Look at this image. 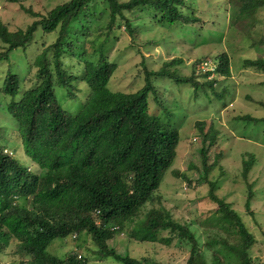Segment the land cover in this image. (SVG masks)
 I'll list each match as a JSON object with an SVG mask.
<instances>
[{"label":"trees","instance_id":"obj_1","mask_svg":"<svg viewBox=\"0 0 264 264\" xmlns=\"http://www.w3.org/2000/svg\"><path fill=\"white\" fill-rule=\"evenodd\" d=\"M231 1L238 3L233 17L239 20V30L251 33L253 46L263 47L264 36L254 38L252 28L256 23L254 13L264 7V0ZM97 4L107 7L108 29L119 19L124 28L131 31V20L124 12L142 7L155 9L159 12L157 18L168 26L184 22V26H193L199 20L194 14L186 13L188 0H67L46 13L26 8L32 21L24 27L9 29V25L0 20V42L6 48L0 54V62L4 60L7 64L13 51L25 53L37 35L42 37V32L57 31L55 41L38 53L33 63L26 65L38 68L36 85L23 87L21 78L9 69L0 78V94L5 100L0 101V109L15 121L14 129L24 152L37 169V172L30 171L15 155L3 151L6 144L0 143V250L13 239L18 243L17 256H31L32 261L22 260L20 264H88L85 255L82 257L78 252L83 247L89 252L93 249L83 246L80 240L61 257L47 250L53 240L59 241L70 232L84 230L98 248L97 252L105 258H113L117 264H163L151 256L140 259L118 253L107 245L108 239L117 233L123 234L125 226L132 224L128 232L132 241L166 245L176 241L186 245L189 256L185 264H253L251 250L255 241L257 244L256 231L264 238V227L253 217V210L249 209V213L255 226L209 190L217 209L207 214L203 219L204 228L199 231L185 218H175L171 209L164 207L161 197L154 196L167 171L180 182L189 183L183 189L184 196L180 195L182 198L188 195L194 180L189 171L198 174L203 171L204 175L199 176L203 179L214 167L207 165V151L220 135L219 117L233 99V91L225 84L232 64L229 56L222 52L208 57L214 68L202 72L198 64L207 59L203 57L193 62L192 72L184 76L175 69L183 59L173 58L157 71L145 69V84L139 90L113 91L108 82L116 64L102 53L109 36L106 32V37L94 49L98 53L97 61H85L84 74L79 77L89 91L85 90V96L78 95L74 85L78 77L63 69L62 57L71 54L85 58V41L91 35L90 29L98 25L95 20L100 19L94 10ZM235 31L233 28L230 34ZM241 63L243 68L264 72V57L243 58ZM171 66L174 69H170ZM159 78L168 79L184 90L187 87L189 91L185 93L208 106L214 105L205 113V118L193 123V129L203 136L211 133L199 149L203 170L192 163L191 152L187 172L172 168L180 140L179 123L174 120L177 114L166 105L167 96L154 84ZM58 87L66 91L67 101L80 99L76 112H69L59 103L55 92ZM263 116L229 115L227 124L236 129L231 123L234 120L249 118L258 122ZM245 155L248 159L242 160L247 174L255 165L256 153L252 149ZM215 184L210 182V186ZM251 196L250 193L247 197V208ZM147 204L151 206L145 208ZM142 209L141 219L137 216ZM96 214L105 226L95 224ZM135 217L138 219L134 220ZM113 225L117 229H111ZM213 226H217V230L212 229ZM218 229H231L239 237V243L236 245L230 240L218 243L213 233Z\"/></svg>","mask_w":264,"mask_h":264},{"label":"rangeland","instance_id":"obj_2","mask_svg":"<svg viewBox=\"0 0 264 264\" xmlns=\"http://www.w3.org/2000/svg\"><path fill=\"white\" fill-rule=\"evenodd\" d=\"M65 1L67 0H0V20L9 25L7 26L9 29L24 27L28 21H32L26 8L31 7L34 11L46 13L55 5ZM188 2L190 5L186 13L190 16L194 14L199 19L193 26H184L185 22L168 26L157 18L159 12L155 9L142 7L132 12H124L131 20V31L128 28L125 29L123 22L119 19L108 29L106 26L109 17L107 7L97 4L94 10L100 19L95 20L98 25L96 29H90L91 35L85 41V58L79 59L71 54H65L62 57L63 69L78 77L74 84L75 93L78 92V95L82 96L87 95L85 90L89 91L88 86H84L79 77L84 74L85 61H97L98 53L94 52V49L106 37V32L109 36L102 53L109 62L113 61L116 64L108 82V87L113 91L135 92L139 90L145 84V69L157 71L169 64L173 58L183 59L182 63L175 66V69L178 74L184 76L192 72L193 62L203 57H207L206 60L209 61L208 57L212 58L226 52L232 64L230 62V76L225 80V84L228 83L233 91V99L219 117L221 133L219 132L220 135L216 140L219 143H213L207 151V165L212 164L214 167L205 176L206 178L203 176V179H201L202 176L199 177L204 173L203 171L199 174L197 171H189L188 173H192L194 180L188 195L182 198L180 195L184 196L185 190L183 189L189 183L180 182L167 171L158 189L154 192V196L161 197L164 207L171 209L175 218H185L190 221L193 229L199 231L204 228L203 219L207 214L217 209V205L209 198V190L210 194L213 193L218 198L229 202L231 208L241 214L248 223L255 226L254 217L264 227V119L255 122L249 118H239L231 122L236 129L227 124L229 115L249 114L262 118L264 114L262 106L264 83L261 82L264 81V73L243 68L244 65L241 63L243 58L264 57V46H253L251 33L239 30L240 27L237 24L239 20L235 21L233 17L238 11L237 2L231 0H188ZM254 16L256 21L252 28L255 31L254 38L260 39L264 36V7L257 9ZM233 28L236 31L230 34ZM37 37L27 47L25 53L13 51L9 64L4 60L0 62V78H3L9 69L21 78L23 87L30 88L38 83V68L33 65L29 68L26 65L29 62L33 63L36 55L55 41L57 31L42 32V37L40 35ZM5 49L0 42V54L5 52ZM173 66L170 69H174ZM154 84L159 92L167 96L166 105L177 114L174 120L179 123L180 140L172 168L187 172L190 158L188 153L191 152L192 163L203 170L202 155L199 149L203 141L209 140L211 133L205 134L206 137L203 136V133L193 129V123L205 118V113L214 105L208 106L206 102L194 99L190 94L185 93V90L189 91L187 87L185 90L178 88L177 84L168 79H156ZM55 92L64 109L72 113L79 109L80 99L67 101L66 91L59 87L55 88ZM0 101L5 102L2 94H0ZM151 106L155 108L153 103ZM186 114H188L187 117ZM14 126L16 127L15 121L5 114L3 109H0V143L6 144L3 151L15 155L30 171L37 172L34 163L26 156L20 136ZM231 149L233 155H229ZM252 149L256 153L255 165L245 174L242 158L247 160L248 156L245 152ZM216 155L219 157L218 160ZM210 182L216 183L214 187L210 186ZM250 193L252 195L251 205L247 208L245 204ZM212 203L215 204V208ZM150 206L147 204L145 208ZM249 209L253 210V217ZM143 213L144 209L137 217L142 219ZM137 217L134 220L138 219ZM130 226L132 224L125 226L123 234L117 233L113 238L108 239L107 245L118 253L140 259L151 256L163 264H185L189 256V248L186 245L176 243V241L171 245L152 241H132L128 234ZM212 229L217 230V226H213ZM213 233L218 243H228L229 240L236 245L239 243V237L231 229L227 231L218 229V232ZM79 240L83 246L88 245L89 249H93L89 252L86 247L82 246L80 251L77 250L82 257L83 254L85 255L88 264H117L113 258H105L99 254L95 243L86 233L77 239L69 236L59 241L53 240L47 250L61 257L75 248L74 242ZM15 253L16 241L10 239L0 252V264H20L22 258ZM251 256L253 264H264V238L259 239L258 245L256 244L251 250Z\"/></svg>","mask_w":264,"mask_h":264},{"label":"clouds","instance_id":"obj_3","mask_svg":"<svg viewBox=\"0 0 264 264\" xmlns=\"http://www.w3.org/2000/svg\"><path fill=\"white\" fill-rule=\"evenodd\" d=\"M205 61H207V60H205ZM205 61H203V62H205ZM203 62H200L199 64H198V70H200V71H202V72H204V71H212L213 70V68H214V66H213V64H212V62H211V60L209 59V61H207L208 62V64L207 65H203ZM262 74L264 73V72H261ZM252 197V196H251ZM251 197L249 198V203H251V201H250V199H251ZM210 198V197H209ZM211 201H213V200H211ZM214 202V201H213ZM215 203V202H214ZM228 204H229V202H227ZM213 204V203H212ZM251 204H249V206H250ZM214 207H215V205H213ZM233 209V208H232ZM235 210V209H234ZM216 210L214 209L212 212H215ZM236 211V210H235ZM211 212V213H212ZM237 212V211H236ZM211 213H209V214H211ZM238 213V212H237ZM208 214V215H209ZM239 214V213H238ZM97 216H98V214H96ZM239 216H242L241 214H239ZM95 224L96 225H98V226H105L104 224H103V221L99 218V216H98V218H97V220L95 221ZM254 227V226H253ZM111 229H117L116 228V226L115 225H113V226H111L110 227ZM88 234L86 231H79V232H76V231H73V232H70V234L68 235V236H66L65 238H67V237H69L70 236V238L72 237L73 239H77V238H79L81 235H83V234ZM256 234H257V245H258V241H259V239H261V237L258 235V233H257V231H256ZM89 235V234H88ZM65 238H63V239H65ZM256 239V238H255ZM13 240V239H12ZM55 241H58V240H55ZM52 243V242H51ZM50 243V244H51ZM49 244V245H50ZM16 245H18V243L16 242ZM256 245V241H255V243H254V245H253V248H254V246ZM3 247H5V245L3 246ZM1 251H3V249H1L0 250V252ZM15 255H17V254H15ZM22 260L23 261H25L26 263H27V261H32L31 260V256L30 255H27V254H25L23 257H22Z\"/></svg>","mask_w":264,"mask_h":264},{"label":"built area","instance_id":"obj_4","mask_svg":"<svg viewBox=\"0 0 264 264\" xmlns=\"http://www.w3.org/2000/svg\"><path fill=\"white\" fill-rule=\"evenodd\" d=\"M208 64V62L207 61H205V62H203V65L205 66V65H207Z\"/></svg>","mask_w":264,"mask_h":264}]
</instances>
